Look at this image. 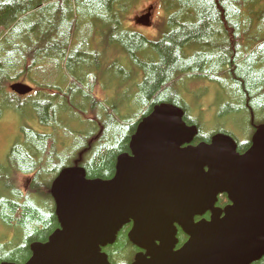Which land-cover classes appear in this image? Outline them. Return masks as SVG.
<instances>
[{
  "label": "trees",
  "instance_id": "1",
  "mask_svg": "<svg viewBox=\"0 0 264 264\" xmlns=\"http://www.w3.org/2000/svg\"><path fill=\"white\" fill-rule=\"evenodd\" d=\"M161 1L168 10L165 24L173 28L160 41L150 42L126 28V0H0V95L11 98L20 108L24 105L21 102L34 94L36 98L47 93L45 118L40 114L41 124L36 125L51 129L46 133L21 128L4 161H0V225L11 233L9 238L5 232L0 235V264H25L31 257L30 246L45 243L59 228L53 203L47 206L36 198L49 196L50 184L60 170L80 166L87 179H111L117 157L129 154L130 139L138 124L155 106L171 104L182 109L186 125L198 129L193 144L209 142L199 117L189 116L190 110L174 91L184 76L216 83L224 90L225 81H229L251 129L264 123L254 119L264 111V0ZM93 19H98L97 24ZM210 34L217 38L214 45L209 43ZM98 37L104 51L114 47V58L125 51L135 64L131 63L142 70L140 83L139 73L125 74L133 93L125 104L133 107L131 114L129 108L117 109L112 98L104 99L110 101L111 107H107L92 94L98 82L90 71V41ZM149 50L158 59L144 60ZM42 66L50 67L48 83L30 82L37 90L24 97L7 91L8 85L22 81L30 68L37 71ZM64 105L66 113L76 116L79 127L77 132H66V140L73 135L77 139L72 144L74 151L61 153L58 108L64 109ZM99 113L105 121L101 133L93 137L86 122L100 118ZM239 148L242 152L248 147ZM19 177L27 178L24 189ZM224 202L226 197H219L218 206ZM130 230L131 225L125 226L115 243L102 250L111 264H130L138 253L127 237ZM177 238L181 247L186 238L181 231ZM252 264H264V257Z\"/></svg>",
  "mask_w": 264,
  "mask_h": 264
},
{
  "label": "water",
  "instance_id": "2",
  "mask_svg": "<svg viewBox=\"0 0 264 264\" xmlns=\"http://www.w3.org/2000/svg\"><path fill=\"white\" fill-rule=\"evenodd\" d=\"M10 90L32 91L20 83ZM197 134L180 108L160 104L138 124L111 179H87L81 167L61 170L50 186L59 228L30 246L25 264H111L102 250L129 224V241L143 251L131 264H252L264 257V124L242 155L228 135L194 145ZM219 195L231 203L223 210ZM178 229L187 237L179 248Z\"/></svg>",
  "mask_w": 264,
  "mask_h": 264
},
{
  "label": "rangeland",
  "instance_id": "3",
  "mask_svg": "<svg viewBox=\"0 0 264 264\" xmlns=\"http://www.w3.org/2000/svg\"><path fill=\"white\" fill-rule=\"evenodd\" d=\"M163 2L167 4L170 0H164ZM126 4L128 7L123 11V16H126L125 26L129 30L143 35L150 42H158L165 33L171 32L169 29L173 28V26L165 24V20L168 19V10L166 11L165 4L163 5L161 0H126ZM131 7L134 8L131 9L129 13H126ZM147 14H149L148 24L146 26L139 24L138 19ZM92 22L97 24L98 19H93ZM98 28H100V24ZM207 37L211 40V42H209L210 45L216 44L217 38H214L211 34ZM187 49L190 50V48ZM103 51L104 49L99 37L98 40L90 41V71H94L93 78L98 82L96 88L94 87L92 90V94L101 101H104L103 104L107 107H111L110 101L104 99L108 100L112 98L116 103H113V105H115L117 109L121 107L122 110L125 111L129 108L128 114H131L134 111V109H131L133 107H127L125 104H128L129 97H132L133 93L131 92L132 90L130 91L131 84L128 79H126L127 75L125 74H132L133 72H135V74L139 73L138 82L140 83L141 79H139V77L142 75V70L136 68L132 64L134 62L128 59V54L125 53V51H119L121 54L119 58L113 57V55H115L114 47L109 46L104 53H102ZM194 55H196L195 52L190 58ZM187 56H189V53H187ZM143 58L144 60L154 61V58L158 59V56L156 53H152L149 50L145 53ZM194 59L197 58L194 57ZM195 61L197 62L198 60ZM113 64H115V66H113ZM48 68L50 67L42 66L37 71L30 68L28 70V75H23L22 78H20V80H22L21 83L28 84L34 89L35 86L30 82L34 81L38 84L48 83L49 80L46 76L48 75L46 73L48 72ZM81 74L85 75L84 73ZM85 78L86 75L84 79ZM90 82H92V79H89V86H91ZM214 84L216 83L184 76L180 83L178 82L176 86H174V91L178 94V99L190 110L188 111L189 116L199 117L198 119L203 126L205 136H210L213 133H219L226 129L238 140V142L245 143L250 138L252 129L246 114L239 108L242 107L239 105L241 100H238V97H236L234 88L229 81H225L226 90L216 86L218 84ZM66 85L69 86V82H67ZM35 90H37V88ZM44 91L46 92L47 90L44 89ZM46 94L47 93H41V96L33 98L35 96L34 94L31 99L22 101L21 103H24V105H21L20 108L12 102L11 98L9 99L6 95H0V161H4L8 150L17 140L21 128L30 127L38 132H51L49 128L36 125V123L41 124L40 114H42L43 119L45 118L44 105L48 100L45 97ZM88 94L90 95V92ZM115 94H117V97ZM252 102L254 101L252 100ZM64 110H66V105H64V109L58 108L60 126L57 134L60 139L59 148L61 153H63L64 150L66 152L71 151L74 147L72 144H76L77 140L75 135L66 140V132L75 129L77 132V128L79 127L76 116L70 114V111L66 113ZM237 110L239 112H237ZM99 115L100 118H93L86 122L87 129L90 130V134L93 137L101 133V126L105 121L101 113H99ZM254 119L256 122H262L264 120V111H261V114L256 115ZM85 127H80V129L82 130ZM74 149L72 151H74ZM66 166H70V164H66ZM18 179L19 185L24 189L27 178L19 177ZM48 181L49 179L47 182ZM49 196L37 197L36 200L50 206L53 201L51 202L52 198ZM3 232L6 233V238L11 236V233L0 225V235H2Z\"/></svg>",
  "mask_w": 264,
  "mask_h": 264
},
{
  "label": "flooded vegetation",
  "instance_id": "4",
  "mask_svg": "<svg viewBox=\"0 0 264 264\" xmlns=\"http://www.w3.org/2000/svg\"><path fill=\"white\" fill-rule=\"evenodd\" d=\"M248 145V146H247ZM239 144H238V147H237V153H239L238 152V150L240 149L239 148ZM243 146L245 147H248L249 148V146H250V142L249 143H246V144H243ZM248 148L245 150V151H242V152H240L239 154L240 155H242L243 153H245L247 150H248ZM219 197H223V198H225L226 197V199H227V203L225 204V202L223 203V204H225L224 206H218L219 205ZM230 205V202L228 201V198H227V196L226 195H220V196H218V198H217V203H216V207L218 208V209H223V208H225V207H227V206H229ZM209 218H210V214H205V216L203 217V219L204 220H209ZM199 220H201V218H197L195 221L197 222V221H199ZM129 225H131V224H129ZM127 226V225H126ZM178 231H180L179 229H178ZM129 234V233H128ZM177 235H178V232H177ZM185 236V235H184ZM127 237H128V235H127ZM185 241L183 242V244L186 242V240H187V237L185 236ZM179 240V239H178ZM179 245V244H178ZM136 248V247H135ZM136 250L138 251V254L139 253H141V252H143V251H141L140 249H137L136 248Z\"/></svg>",
  "mask_w": 264,
  "mask_h": 264
},
{
  "label": "bare ground",
  "instance_id": "5",
  "mask_svg": "<svg viewBox=\"0 0 264 264\" xmlns=\"http://www.w3.org/2000/svg\"><path fill=\"white\" fill-rule=\"evenodd\" d=\"M250 106V105H249Z\"/></svg>",
  "mask_w": 264,
  "mask_h": 264
}]
</instances>
